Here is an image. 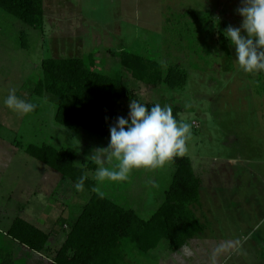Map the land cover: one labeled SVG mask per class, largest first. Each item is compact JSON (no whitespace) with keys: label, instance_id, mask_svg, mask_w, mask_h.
Segmentation results:
<instances>
[{"label":"rangeland","instance_id":"obj_1","mask_svg":"<svg viewBox=\"0 0 264 264\" xmlns=\"http://www.w3.org/2000/svg\"><path fill=\"white\" fill-rule=\"evenodd\" d=\"M240 6L241 0H43L42 31L0 9V241H8L5 228L13 218H25L22 205L61 228L52 242L56 249L67 229L63 221L75 220L89 197L18 145L73 148L82 167L116 164L96 151L110 139L57 124L55 99L32 93L42 60L78 57L87 63L92 54L104 75L133 91L117 107L126 117L131 100L177 109L179 121L191 128L182 156L201 184L192 209L206 229L176 253L162 240L145 255L124 239L125 264H264V71L245 72L223 35L229 25H241ZM121 51L157 63L163 76L178 66L186 83L151 89L129 80L120 67ZM13 90L35 103V110L22 115L8 109L3 100ZM175 158L133 170L124 181L98 184L96 169L87 174L97 193L147 220L165 198Z\"/></svg>","mask_w":264,"mask_h":264},{"label":"trees","instance_id":"obj_2","mask_svg":"<svg viewBox=\"0 0 264 264\" xmlns=\"http://www.w3.org/2000/svg\"><path fill=\"white\" fill-rule=\"evenodd\" d=\"M0 9L36 30L44 28L43 0H0ZM119 57L122 72L140 85L154 89L164 83L174 90L186 83L187 75L178 66L169 68L163 76L155 62L127 51H121ZM40 66L41 77L32 93L55 99L57 124L71 131L84 129L110 139L109 129L117 117L127 118L117 107L123 99L133 98V91L125 92L122 81L104 75L103 64L92 54L87 63L78 57L48 58ZM153 104L149 102L146 106L150 108ZM173 115L178 119L177 109ZM17 147L60 174L64 182L75 185L78 178L87 176L84 189L89 197L75 220L63 221L67 229L58 248L52 247V234L18 217L6 232L20 247L46 259V264H124L121 250L124 239L145 255H151L162 240L168 242L171 253H176L206 229L192 209L199 203L201 184L188 157L174 159V171L163 202L149 219L143 220L133 209L92 191L96 183L87 173L95 170L96 164L77 165L78 153L73 148L57 149L46 144Z\"/></svg>","mask_w":264,"mask_h":264},{"label":"clouds","instance_id":"obj_3","mask_svg":"<svg viewBox=\"0 0 264 264\" xmlns=\"http://www.w3.org/2000/svg\"><path fill=\"white\" fill-rule=\"evenodd\" d=\"M237 13L242 17L241 25H229L223 31L225 39L235 49V61L245 72L264 71V0H241ZM3 103L22 115L36 108L35 103L19 97L14 90ZM109 131L108 147L96 151L106 153V159L115 160L116 164L106 167L97 161L101 163L95 171L98 184L124 181L133 170L156 168L182 156L191 134L190 125L179 121L170 105L155 103L149 108L137 100H131L127 118L117 117ZM86 179V175L78 178L75 184L78 191L84 190ZM92 191L100 189L94 187Z\"/></svg>","mask_w":264,"mask_h":264},{"label":"crops","instance_id":"obj_4","mask_svg":"<svg viewBox=\"0 0 264 264\" xmlns=\"http://www.w3.org/2000/svg\"><path fill=\"white\" fill-rule=\"evenodd\" d=\"M53 59H64V58H53ZM37 203L38 204H36V207L39 206V202ZM18 209L22 213L23 217H25L21 219L32 224L33 226H35L36 228L40 229L41 231L45 233L52 234L53 236L52 242H55V240L59 237V232L61 228L59 229L58 226H56V223L53 222L54 220L50 219L49 217H46L43 213H41L39 217H36L33 214V212L32 214L31 212L27 213L25 211L26 207H23L22 205L19 206ZM12 221L5 228V233L8 231L9 227L11 226ZM6 237L8 238V241H4V240L0 241V244L2 243L6 247L8 246V251H5L6 249H3V246H0L1 247L0 248V264H46L47 263L46 259L41 258L39 255H33V253H30L29 251L20 247L18 244L12 241L7 235ZM61 237H62L61 239V243H62L65 237L64 232L62 233ZM124 264H125V259H124Z\"/></svg>","mask_w":264,"mask_h":264}]
</instances>
